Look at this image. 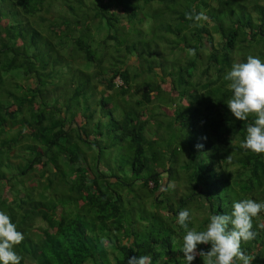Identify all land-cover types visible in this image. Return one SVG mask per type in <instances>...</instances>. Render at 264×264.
Segmentation results:
<instances>
[{"label":"trees","instance_id":"1","mask_svg":"<svg viewBox=\"0 0 264 264\" xmlns=\"http://www.w3.org/2000/svg\"><path fill=\"white\" fill-rule=\"evenodd\" d=\"M243 48L264 62V0H0V211L20 264H185L181 210L199 232L264 202V154L240 147L255 115L226 104ZM252 231L241 250L264 264V211Z\"/></svg>","mask_w":264,"mask_h":264},{"label":"clouds","instance_id":"2","mask_svg":"<svg viewBox=\"0 0 264 264\" xmlns=\"http://www.w3.org/2000/svg\"><path fill=\"white\" fill-rule=\"evenodd\" d=\"M186 18L198 22L203 14L186 13ZM229 81L232 97L227 101L231 114L238 120H245L254 114L253 124L247 127L245 139L240 147L256 154H264V62L258 57L249 55L246 62L232 65L225 76ZM187 106V105H186ZM185 106V107H186ZM195 147L201 148V144ZM264 211V202L253 199H241L234 202L230 214L212 215L210 223L204 231L189 230L191 214L189 210H181L177 215V223L186 230L179 250L183 253L185 264L201 257L203 264H251L255 256L246 255L241 250V242L255 238L252 231L253 218ZM24 239L10 217L0 211V264H20L22 257L14 251ZM199 244H210L208 251L198 250ZM128 264H151L149 256L129 257Z\"/></svg>","mask_w":264,"mask_h":264},{"label":"rangeland","instance_id":"3","mask_svg":"<svg viewBox=\"0 0 264 264\" xmlns=\"http://www.w3.org/2000/svg\"><path fill=\"white\" fill-rule=\"evenodd\" d=\"M164 35H167V36H170V37H173V36H174L173 33H171V32L166 33V34H164ZM247 50H248V48H245V50H244V48L238 50V51L240 52L239 54H241V55H240V57L238 58V60H236L237 62L240 63V61L243 60V56H245V55H246V56H249V55H250L249 52H248V53L246 52ZM166 53H168V56L166 57L167 60H168L169 57L171 58V55H169V51H168L167 48H166V50L164 51V54H166ZM243 53H245V54H243ZM114 80H115L116 82H119V80H118L117 77H115ZM149 184H150V183H149Z\"/></svg>","mask_w":264,"mask_h":264}]
</instances>
